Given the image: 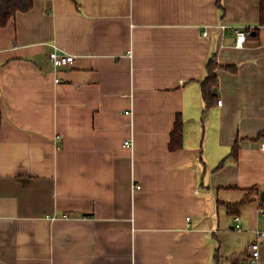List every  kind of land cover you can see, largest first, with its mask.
Instances as JSON below:
<instances>
[{
  "label": "crops",
  "instance_id": "obj_1",
  "mask_svg": "<svg viewBox=\"0 0 264 264\" xmlns=\"http://www.w3.org/2000/svg\"><path fill=\"white\" fill-rule=\"evenodd\" d=\"M0 88V264H264L262 0H35Z\"/></svg>",
  "mask_w": 264,
  "mask_h": 264
},
{
  "label": "trees",
  "instance_id": "obj_2",
  "mask_svg": "<svg viewBox=\"0 0 264 264\" xmlns=\"http://www.w3.org/2000/svg\"><path fill=\"white\" fill-rule=\"evenodd\" d=\"M35 0H0V27L6 25L19 11H27L32 8ZM262 22L264 23V0H262ZM216 63L212 60L208 64V76L203 81V93L208 102V106H211V99L214 97V88L217 86L218 79L215 74ZM2 107H1V88H0V130L2 122ZM264 134V131L260 135ZM183 138L182 120L177 119L174 130L172 131L171 147L176 149L181 146ZM247 199L243 200L239 204H228L230 213H236L238 206L244 203Z\"/></svg>",
  "mask_w": 264,
  "mask_h": 264
},
{
  "label": "built area",
  "instance_id": "obj_3",
  "mask_svg": "<svg viewBox=\"0 0 264 264\" xmlns=\"http://www.w3.org/2000/svg\"><path fill=\"white\" fill-rule=\"evenodd\" d=\"M227 25L222 24L220 25L221 29H226ZM234 31L237 35L236 46L242 47L244 46L246 40L249 36L252 35V28L249 26H234ZM203 34L208 36L210 34V29L207 27L204 29ZM49 59L53 65L55 70H58L61 67L71 66L76 59V56L73 54H69L66 52L60 51L58 48H55L53 51L49 53ZM59 80V78H57ZM222 103V100H219V104ZM133 144L132 140H127L125 142V146L131 147ZM262 148L264 149V143L262 144ZM138 187H140L138 185ZM261 212L264 214V207H261ZM69 214H65V217H68ZM237 221L236 227L239 230L243 229V223L241 221V217L239 215L235 216ZM260 235L264 236V230L260 231ZM260 257H261V244L259 241H255L250 245V254L248 257L241 260V264H260Z\"/></svg>",
  "mask_w": 264,
  "mask_h": 264
},
{
  "label": "water",
  "instance_id": "obj_4",
  "mask_svg": "<svg viewBox=\"0 0 264 264\" xmlns=\"http://www.w3.org/2000/svg\"><path fill=\"white\" fill-rule=\"evenodd\" d=\"M214 91H215V93H216V92H217V89L215 88V90H214Z\"/></svg>",
  "mask_w": 264,
  "mask_h": 264
}]
</instances>
